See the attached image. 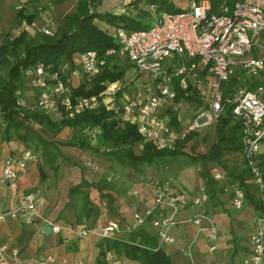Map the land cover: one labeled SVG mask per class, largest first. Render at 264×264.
I'll use <instances>...</instances> for the list:
<instances>
[{"label": "built area", "instance_id": "1", "mask_svg": "<svg viewBox=\"0 0 264 264\" xmlns=\"http://www.w3.org/2000/svg\"><path fill=\"white\" fill-rule=\"evenodd\" d=\"M28 1L16 0L15 10L27 11ZM185 1L186 7L182 8L174 0H167L180 9L177 12L161 10L156 4L147 5L149 15L154 18L149 28H116L113 34L116 46L101 53L95 50L75 53L71 63L74 69L71 71L69 62L54 71L42 63L23 68V76L32 82L34 102L26 105L17 91L16 105L30 110L51 111L56 118L62 115L74 117L84 110L104 108L114 114L119 126L126 123L133 125L143 142L163 150L174 148L190 132L215 124L223 112V101H226L232 106L234 118L240 122L244 166L264 204V161L261 156L264 154V0H217L216 10L212 9L211 0ZM45 21L46 24L39 26L34 20L28 22L23 19L20 28L27 31L37 27L40 33L52 36L51 22L48 19ZM114 58L125 59L134 67L136 75H144L146 81L136 84L131 92L125 90L128 84L124 80L116 79L107 82L99 96L73 97L71 74L80 73L91 79L110 66ZM231 81L233 84L224 97V88ZM176 89L183 94L180 100H186L196 90L205 104V109L195 111L189 124H183L177 115L179 128L170 124V114L165 111H177ZM98 132L97 127L86 131L92 145L96 143ZM37 158V152L29 147L18 156H4L0 183L16 188L18 171L37 161ZM85 166L96 169L91 161ZM213 176L215 179L223 178L220 173ZM145 183L152 201L141 211H134L129 223L116 219L99 228L66 229L75 236L93 235L109 240L132 233L150 222L156 232L158 248L175 243L171 235L173 227L192 225L195 232L185 245L184 252L191 256L193 244L200 234H204L207 251L213 254L218 241L225 235L217 231L214 218L207 210L209 196L206 191L201 189L194 194L183 191L176 187L172 176L151 177ZM136 191L131 192L135 195ZM17 197L12 207H0V222L39 216L34 193ZM231 204L237 210L246 204L241 188H233ZM185 207H193L196 211L179 218V212ZM61 229L57 224L50 225L54 233H59ZM249 243L250 257L246 264H262L264 216L254 214L250 222ZM45 263L54 264L55 259L48 255ZM0 264H34V260L22 257L16 246L0 240ZM107 264L121 262L112 259Z\"/></svg>", "mask_w": 264, "mask_h": 264}, {"label": "trees", "instance_id": "2", "mask_svg": "<svg viewBox=\"0 0 264 264\" xmlns=\"http://www.w3.org/2000/svg\"><path fill=\"white\" fill-rule=\"evenodd\" d=\"M99 0H79L76 11L64 16L63 27L57 29L52 35L40 33L33 42L26 38V30L20 28V32L16 35L6 32L3 34L0 43V70L6 69V77L0 76V140L8 142L18 139L24 143L26 147L31 148L35 139L39 140L38 145L31 148L36 152L40 145L45 146L43 156L47 163H53L54 158L46 157L49 154L50 147H57V144L67 147H75L80 150H92L97 154L106 157H113L127 160L132 166H151L155 162L163 159L176 157L178 155L188 156L192 162L205 161L209 159L214 161L217 166L229 176V181L234 186L244 191L245 203L251 206L257 215L264 216V204L260 199L255 185L250 181L251 176L248 169L229 166L224 159V153H240L242 152L241 143V126L240 122L234 118L232 114V106L223 101V112L219 116L214 126L215 140L209 149L194 156L185 152L182 148L188 140L191 139L193 132H190L184 139L178 142L174 148L158 150L149 142H143L140 135L136 132V128L128 123L119 126L117 119L111 111L104 108L84 110L77 113L74 117L62 115L59 118H51L46 112L40 110H30L26 107H18L16 105L17 91L23 79V68L42 63L51 71L59 69L64 63H70V70L74 69L72 65V57L77 52L86 50H95L98 53L105 49L116 46L117 43L112 34L98 26L95 19H100L107 24L116 28H126L130 23L137 22L124 13L109 14L108 12L100 13L90 11V6ZM212 1V9L216 10L215 4L217 0ZM149 4H156L159 9L167 12H177L180 9L167 0H144ZM29 10V9H28ZM16 11L14 19L20 23L23 19L31 22L37 12ZM146 13V12H144ZM125 19V20H124ZM131 21V22H130ZM150 25H135V30L147 29ZM134 30V29H133ZM22 48V53H21ZM103 69L98 75L90 80L81 81L79 85L73 88V97H91L99 96L105 88L107 82L116 79L123 80L125 70L119 69L113 63ZM86 78L85 75H82ZM82 78V79H83ZM231 81L224 88V97L227 96L229 88L232 86ZM252 84L249 85L251 87ZM191 89V88H190ZM21 93V92H19ZM182 92L176 89L175 101L178 102L182 97ZM188 102H195L198 105L202 102L196 94V90L186 98ZM205 105V104H203ZM170 114V124L179 128L180 122L177 119V111L166 109ZM43 129L49 135L53 136V140H43L38 133L34 132L35 127ZM92 127H97L99 132L95 144L88 141L84 134ZM78 129V133H74L65 140H56L55 137L64 131ZM141 145L138 152L133 149L134 145ZM58 150V149H57ZM59 151V150H58ZM51 154V153H50ZM50 156V155H49ZM62 156L59 151L55 154V160ZM262 162L264 154H261ZM241 163L244 164L241 155ZM199 175L203 180V189L209 196V205L211 202L218 203L217 185L219 180L215 179L211 171L204 163L200 165ZM85 182V181H83ZM77 187H71L69 194H74ZM136 231L131 233L130 238L115 237L107 240V247L116 253H122L127 257L137 260L143 264H175L171 257L164 251L162 247L157 248L156 240L139 237L135 240L133 237ZM104 251L100 252L103 256ZM264 264V261L263 263Z\"/></svg>", "mask_w": 264, "mask_h": 264}, {"label": "crops", "instance_id": "3", "mask_svg": "<svg viewBox=\"0 0 264 264\" xmlns=\"http://www.w3.org/2000/svg\"><path fill=\"white\" fill-rule=\"evenodd\" d=\"M13 1L16 3V0ZM108 1L110 0H101L99 6H106ZM3 2L4 0L0 1L3 12L12 8L11 5H4ZM142 2L144 3V0L140 3ZM133 7L136 8L134 5ZM98 20L96 18L95 22L100 23L99 27L108 33L110 32L107 28L115 31L116 27ZM80 76V73L71 74L70 80L73 87L81 82ZM126 84L130 85L131 81ZM128 87L132 92L133 89ZM64 132L66 131L60 132L55 139L62 140ZM66 136L63 139H66ZM24 148L26 146L18 139L8 142L0 140V173L2 158L8 154L18 156ZM57 149L62 152V157L53 163H47L43 156L44 150L47 151V149L40 145L36 150L37 161L29 163L25 169L18 171L16 188L0 183L2 209L12 207L17 201V196L34 193L37 196L39 214L38 217H18L0 222V240L16 246L19 254L24 258L33 259L34 264H47L45 258L48 255L55 259L54 264H60L62 261L66 264H107L112 259H118L121 264H143L109 249L108 239L93 235L75 236L66 228L72 227L77 230L99 228L116 219H120L124 224L129 223L134 211H141L152 201L144 179L139 182H129L128 179L135 173H127V177L120 178V182H105L103 178H98L97 182H91L86 172L89 169L83 163L89 156L92 157L89 155V152H93L92 150L83 151L60 144H57L55 151H58ZM43 160L47 166H44L43 162L40 164ZM194 163L197 165L199 163L198 173L194 179H192V173L183 167H178V170L173 169V176L171 173L163 172L165 169H162L163 171L156 172L157 178L172 176L176 187L183 190L182 185L176 182L177 178L174 175L176 173L183 180L191 179L190 182H195L196 190L192 191L193 193L187 192L197 193L203 189V180L199 175L201 162ZM205 166L209 167V164ZM208 169L210 170V167ZM211 173L214 172L211 171ZM139 185H142V190L138 189ZM71 187H77L72 195L69 194ZM132 190H137L135 195L132 194ZM217 191L219 202H211L207 210L214 218L217 231L223 233L225 238L218 241L216 251L211 254L207 251L208 243L205 235L200 234L192 246L191 256H188L184 249L193 237L195 228L184 224L173 227L171 235L175 243L164 245L162 248L175 264H246L249 261L250 222L255 214L254 210L247 204L239 210L233 208L231 197L226 196V193L222 194L223 189L220 190L217 187ZM194 211L196 209L193 207H185L179 212L178 217H187ZM51 224H57L62 229L59 233L51 230L46 232L45 228L50 227ZM136 230L133 236L135 240L142 236L156 240V232L150 222H146ZM122 237L130 238L131 233H124ZM101 251H104L103 256L100 255ZM237 255H240V259H235Z\"/></svg>", "mask_w": 264, "mask_h": 264}, {"label": "rangeland", "instance_id": "4", "mask_svg": "<svg viewBox=\"0 0 264 264\" xmlns=\"http://www.w3.org/2000/svg\"><path fill=\"white\" fill-rule=\"evenodd\" d=\"M3 1V0H0ZM79 0H29V10L28 12H37V15L33 19L35 23L39 26L46 24L45 19L50 20V29L53 31V34L57 31V29L63 27L64 22V16H68L69 14L76 11V8L78 6ZM141 0H110L106 2V6H99L101 3V0H99L97 3L92 4L90 6L91 11H100V13H104V11H108L109 14H120L124 13L127 16L134 19H138L137 22L130 23L126 29L132 30L135 29V25H152L154 23V18L149 15L147 11V4L145 2L140 3ZM174 3L180 5V7L184 8L186 7V1L185 0H174ZM4 5L8 6L11 5V9H7V11L3 12V9L0 7V43L3 38V34L6 32H10L13 35H16L20 32V23L16 22L14 19L16 10H15V2L13 0H4ZM14 4V5H13ZM133 5L136 7L134 8ZM106 7V8H105ZM105 8V9H104ZM146 12V13H144ZM125 20V19H124ZM101 21L100 19L98 20ZM131 22V21H130ZM98 26H100V23ZM110 32V34H114V30L112 28H107ZM26 38L33 42L36 40L37 37H40V32L37 30V27L34 29H30L26 31ZM22 53V48H21ZM115 62V63H114ZM114 64L118 66L119 69L125 70V76L123 80L128 83L131 81L130 89H133L136 84H140L146 81L145 76L136 75V70L132 65H130L125 59L122 58H114ZM0 76L6 77V69L0 70ZM139 77V78H136ZM81 81L90 80L88 78H83L80 76ZM83 78V79H82ZM138 81H137V80ZM129 88V87H128ZM125 90H129V89ZM33 91L32 82L29 78L23 77L22 82L20 84L19 92L20 96H22L23 100L25 101L26 105H30L34 102V96L31 95V92ZM130 91V90H129ZM176 109L179 117L181 118V122L183 124H189L192 121V118L194 116L195 111L199 109H205L203 102L198 105L195 102H188L186 100H180L176 103ZM44 112V111H42ZM51 118H56L57 116L51 112H46ZM215 124L211 125L209 128L198 129L197 131L193 132V135L188 142H186L183 146V150L187 153H191L194 156L200 155L204 152H206L212 142L215 140V131H214ZM34 132L38 133L39 136L43 140H53V136L49 135L47 132H45L43 129L39 128L38 126L35 127ZM78 129H71L70 131L64 132L62 135V140L64 136L67 138L71 137L74 133H78ZM69 133V134H68ZM86 135V133H84ZM87 136V135H86ZM65 137V138H66ZM56 138V137H55ZM66 138V139H67ZM39 140L35 139L31 145V148L33 144L38 145ZM49 154L46 155V157H52L54 158V161L58 160L59 157L55 160V154L59 151H55V148L50 147ZM133 149L135 152H138L140 149V145H134ZM37 150V149H36ZM61 152V151H60ZM62 153V152H61ZM50 155V156H49ZM91 155L92 157H90ZM89 156L86 160H84V165L86 162L91 161L96 165L95 170H86L87 176L91 182H97L98 178H103L105 182H120V178L127 177V173H135L134 176H131L128 181L129 182H139L141 179H144L146 182L149 178L157 177L156 172L163 171L162 169H165L163 172L171 173L173 176V169L178 170V167H183L185 170L190 171L192 173V179L195 178V176L198 173L197 167L199 165L192 162V159L188 156L184 155H178L176 157L170 158L167 157L163 159L160 162H155L151 166H132L127 160L125 159H119V158H113V157H106L102 154H97L95 152H89ZM62 157V156H60ZM69 158V157H66ZM72 159V158H71ZM70 159V160H71ZM224 159L227 161V164L229 166H235L238 168L243 167V163H241V155L240 153H224ZM64 160H62L63 162ZM44 164V166H47L45 160L40 161V164ZM201 163H204L206 165L209 164L210 170L215 173H220L223 178L218 179V185L217 187L222 190V194L226 193V196H230L232 198V192L234 185L229 181V176L227 174H224V172L217 166V164L214 161H210L209 159H206L205 161H201ZM83 165V169L84 168ZM207 167V168H209ZM214 168V169H213ZM175 177L177 178L176 182L182 185L183 191H192L196 190L195 182H190V180H183L180 177H178V174L174 173ZM191 176V174H190ZM107 178H111L110 180H107ZM138 189L142 190V185H139ZM224 189H227L226 191ZM225 196V195H224ZM222 196V197H224ZM235 259H240V255L235 256Z\"/></svg>", "mask_w": 264, "mask_h": 264}, {"label": "water", "instance_id": "5", "mask_svg": "<svg viewBox=\"0 0 264 264\" xmlns=\"http://www.w3.org/2000/svg\"><path fill=\"white\" fill-rule=\"evenodd\" d=\"M45 231H46V232H49V231H50V227L47 226V227L45 228Z\"/></svg>", "mask_w": 264, "mask_h": 264}]
</instances>
